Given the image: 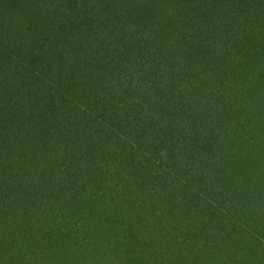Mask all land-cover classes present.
I'll use <instances>...</instances> for the list:
<instances>
[{"label":"trees","instance_id":"16d2710c","mask_svg":"<svg viewBox=\"0 0 264 264\" xmlns=\"http://www.w3.org/2000/svg\"><path fill=\"white\" fill-rule=\"evenodd\" d=\"M0 264H264V0H0Z\"/></svg>","mask_w":264,"mask_h":264}]
</instances>
